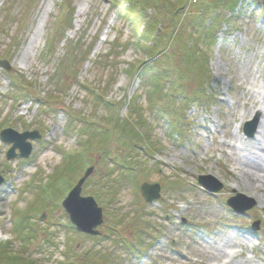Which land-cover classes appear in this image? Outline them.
<instances>
[{"label": "rangeland", "instance_id": "1", "mask_svg": "<svg viewBox=\"0 0 264 264\" xmlns=\"http://www.w3.org/2000/svg\"><path fill=\"white\" fill-rule=\"evenodd\" d=\"M62 1L0 0V62L9 67L0 66V132L40 135L38 140H28L32 152L27 160L18 156V149L17 156L8 160L13 144L0 137V233L12 229L17 234V241L0 247V264H11L6 258L17 243L34 264H264V178L260 182L245 178L236 164L254 153L257 111L264 112V0H232L237 4L233 11L223 9L226 0H196L200 6L207 1L212 9L206 12L222 11L227 20L217 32L216 43L208 48L201 42L209 57L203 82L180 58L179 35L193 32L191 22L176 26L178 39L169 50L179 74L168 76L176 86L173 92L165 90L161 100L172 110L173 125L158 115L159 107L147 109L142 75L153 76L163 66L147 60L145 44L150 36H142L140 42L136 30L147 33L148 29L128 24L130 19L122 10L125 0H70V29L60 8ZM178 1L166 3L172 9ZM80 6L83 14L78 17ZM187 7L180 11L185 19ZM154 10L147 12L154 29L170 35L179 14L173 19L165 9ZM61 21L68 29L64 39ZM56 35L52 56L46 59V39ZM137 40L139 46L134 44ZM100 57L101 64L93 67ZM59 64L68 79L66 92L74 82L70 70L80 71L81 82L91 89L108 83L103 94L108 102L119 104L111 110L119 118L127 114L126 100L139 98L142 119L150 122L147 149L130 151L127 143L113 137L108 143L113 157L108 162L101 163L98 149L88 150L79 164L81 170L56 182L65 156L81 153L80 144L89 132L85 123L97 125L109 112L79 87H71L62 97L61 90L53 94L51 78ZM130 65L142 69L134 75ZM245 89L251 91L257 107L245 104ZM192 93L200 95V103L196 99L184 104L181 94ZM46 97L51 98L49 104L43 103ZM174 98L178 101L172 102ZM249 122H256L249 128L254 130L252 137L244 133ZM132 142L145 144L136 138ZM260 155L264 160V151ZM127 156L134 158L130 165L140 173L121 164ZM90 167L95 171L81 195L93 197L102 208L104 223L96 237L77 232L61 205L73 188L63 185H75ZM122 174L123 184L118 182ZM200 176L213 177L222 190L208 192L199 184ZM144 183L160 185L158 200L145 201L140 191ZM113 186L119 188L114 197ZM238 195L241 207L253 206L244 214L227 204Z\"/></svg>", "mask_w": 264, "mask_h": 264}, {"label": "trees", "instance_id": "2", "mask_svg": "<svg viewBox=\"0 0 264 264\" xmlns=\"http://www.w3.org/2000/svg\"><path fill=\"white\" fill-rule=\"evenodd\" d=\"M227 4L224 2L223 9H227V11H233L237 4L234 1L226 0ZM71 1L70 0H63L60 4V8L63 11V14L68 17L67 24L70 25L68 29L71 28L73 20H71ZM188 7H187V6ZM193 5V6H192ZM163 6V8H162ZM188 8V11L184 14L185 18H182L180 16V11L184 10L185 8ZM208 7V8H207ZM156 9V13L160 12L161 9H165V11L170 12V16H172L173 19H175V16L179 14L180 19H178V22L176 23L175 27H172L170 29V35H165L166 32H158L156 29H154V22L152 21V15L147 13L148 11ZM206 9L211 10L212 6L211 4H208L204 2V4L200 6L199 3L194 0V2H190L189 0H179L177 2V5L175 3L172 4V9H169L167 6L166 0H125L122 2V10L125 12L126 16L130 19V26L139 28L145 26L148 29V32H144V30L138 31L139 32V41L141 42L142 36L149 35L150 40L147 42L146 46V54H147V60L152 61L151 63H154L156 66H163L160 68L158 72H155L153 76H147L146 73L142 75L140 86L144 91L145 96V103L147 105V109H158V115H160L162 118L168 119L169 123L173 125L175 123V118L172 114V110L170 108H167L165 104L161 103L162 98L165 96V93H163L165 90L170 92H173V88H175L176 84L172 83V80L170 82L168 81V76L172 74H179L177 68H174L173 62L171 60V52L169 50L170 45L172 42H176L178 38V30L176 29V26L180 23V21H186L190 20L191 25L190 28L193 32H190L189 35H184L181 33L179 35V44L182 46V55L180 56L182 63L184 66L189 67L190 69L194 70L195 75H199L200 81H206L207 78H205V73L207 72V66L209 64V57L208 52L203 49V46L201 45V42L204 41V44L206 47L210 48L214 43H216L217 38V32L222 29L223 26L226 25L227 20L225 19V14L222 13V11H213V12H206ZM171 11L172 14H171ZM188 17V18H187ZM185 19V20H184ZM194 19V20H193ZM71 20V21H70ZM62 21L59 24V30L61 33V30L63 31L61 38L64 39V32L68 29H62ZM153 29V32L151 31ZM169 30H167L168 33ZM152 32V35H151ZM185 32V31H184ZM59 33V32H58ZM58 35V34H57ZM57 35L55 37H48L46 39L45 43V50H44V57L46 59L50 60V57L52 56V51L55 45L57 38ZM174 35V37H173ZM57 38V39H56ZM185 38V39H184ZM62 39V40H63ZM160 41H157L159 40ZM184 43H182V41ZM139 41L137 40L134 42L135 45L139 46ZM114 46V44L112 45ZM143 46V44H142ZM92 48L87 51H91ZM111 51V50H110ZM86 53V52H85ZM120 56V55H119ZM119 56L113 57V59H117ZM87 57V55H86ZM85 57V58H86ZM102 57V56H101ZM98 58L94 62H92L93 67H98L101 62ZM88 62H91L89 59ZM113 65V64H112ZM142 65V64H141ZM141 65L139 67H133L130 65L128 67L129 72L133 73L134 75L140 70ZM101 66V65H100ZM115 65H113L114 68ZM154 66V65H152ZM130 68V69H129ZM116 72L120 68H115ZM128 70L124 72L125 74H128ZM71 76H69L70 81L73 80V84L71 87H79L83 91L87 92L86 94L89 97H92L95 104L98 106H101L105 108V110L109 111L107 116L105 117L103 122L97 123V125L90 124L86 122V128L89 130L87 138L84 139L83 143L80 144L82 147L81 153H74L72 155H68L65 157L62 167L58 169L57 175L55 176V181L58 182V179L60 176L64 175H73L75 174L76 170L80 168L83 161V158H85L84 155H87L90 151L98 149L99 155L101 157V163L108 162L107 158L113 157L112 154H110L108 147L110 144H108L111 139L113 140V137L117 138L119 142L127 143L128 146H130V151L134 150H145L147 149L146 146L150 144L151 142V134H150V122H145L142 119V113L141 111L144 109L143 105L140 104L139 98H132L131 100H126L125 105L127 106V114L125 117L119 118L118 114H114L113 108L115 106L117 107L118 103H112L108 102L103 94V92L107 89L108 83L103 84L104 86L99 85V88L91 89L88 87L85 82H81L80 78V71H74L70 70ZM115 72V73H116ZM54 78L52 80V84L54 85L55 89L52 91L53 94L59 95L61 94V97L65 95L67 92L70 91V88L66 92V86L65 82H68L67 78H63V69L62 64H59L57 68H55L53 75ZM57 79V81H56ZM61 80L63 82H61ZM173 84V86H172ZM172 86V87H171ZM63 88V89H62ZM61 90V93H57ZM65 92H64V91ZM188 94H181V97L185 99V103H195L196 99L197 101H201L200 95H192L187 96ZM195 96L199 98H194ZM45 99V98H44ZM58 99V98H57ZM61 99V98H60ZM47 102H43L45 104H49L51 101V98L46 97ZM203 100V99H202ZM172 102H177V98H174L171 100ZM171 103V102H170ZM200 103V102H199ZM173 104V103H172ZM124 105V106H125ZM174 107H176L174 105ZM153 110V111H154ZM60 112V110L58 111ZM68 121L71 122L72 120L69 114L67 115ZM149 124V125H148ZM115 138V140H116ZM139 139L144 140L145 144L142 143H134L132 142L133 139ZM132 142V143H131ZM143 142V141H142ZM108 144V145H107ZM89 150V152H88ZM88 152V153H87ZM82 153H84L82 155ZM134 158L127 156L126 159L122 160L124 163L121 162L122 165L126 167V170L128 171H137V173H140L141 170H136V168L133 165H130L129 161H132ZM114 160L118 161V157H114ZM90 161V160H89ZM128 163V164H126ZM134 164V163H132ZM120 168V167H118ZM121 169V168H120ZM111 175V174H109ZM102 178H104L102 176ZM119 183H124L126 179H124V174L121 175L118 179ZM123 180V181H122ZM131 182V181H130ZM122 183V184H123ZM66 185H63V188L66 189V187H74L72 183H68ZM117 187L113 186L112 190L110 191V194L112 197H114L118 192ZM64 190L61 191V196ZM4 253V252H3ZM6 253V252H5ZM8 254V253H7ZM6 254V255H7ZM3 261L2 258H0V262ZM6 264V263H5Z\"/></svg>", "mask_w": 264, "mask_h": 264}, {"label": "water", "instance_id": "3", "mask_svg": "<svg viewBox=\"0 0 264 264\" xmlns=\"http://www.w3.org/2000/svg\"><path fill=\"white\" fill-rule=\"evenodd\" d=\"M264 6V1H263ZM0 66L9 70L7 62H0ZM256 122L247 123L245 126V134L252 137L253 131L249 128L255 125ZM2 141L13 144L12 148L7 153V158L13 159L17 156L16 150L20 151L21 158H28L32 152V146L28 140L39 139L40 136L37 132H26L24 134H18L13 130L7 129L1 132L0 135ZM95 168L90 167L86 170L84 176L78 181L77 185L71 190L67 198L62 202V207L64 208L66 214L72 225L85 235L98 236L100 232L97 230L98 227L103 225L104 216L102 208H100L93 197H83L82 189L89 177L94 173ZM199 184L210 193H217L222 190L223 185L218 183L216 179L211 176H200L198 178ZM3 179L0 177V185ZM141 193L147 203H152L160 198V185L154 184L149 185L147 183L141 186ZM242 196L238 195L235 198L228 200V205L233 209V211L244 214L247 210L251 209L253 206L241 207L239 200ZM43 217L42 220H44ZM258 226H255V230Z\"/></svg>", "mask_w": 264, "mask_h": 264}, {"label": "bare ground", "instance_id": "4", "mask_svg": "<svg viewBox=\"0 0 264 264\" xmlns=\"http://www.w3.org/2000/svg\"><path fill=\"white\" fill-rule=\"evenodd\" d=\"M82 14H83V8L80 6L77 11V16L79 17ZM242 88L240 87V89ZM243 92L244 94H246L247 97L245 104H249V106L255 108L257 103H255V99L253 98L251 91L245 89ZM257 115H259L260 118L258 134H257L258 137H256L257 139L254 140V142L252 143V148L255 151L253 154H250L246 158L237 159L238 162L236 161V164L239 163V166L242 167L243 176L247 175L245 176V178L251 177L253 178V181L260 182V180L264 178V160H262V158L260 157L261 156L260 154H262V152L264 151V112L258 110ZM236 116L237 115L235 114L234 118H236ZM198 264H205V263L203 261H199Z\"/></svg>", "mask_w": 264, "mask_h": 264}, {"label": "clouds", "instance_id": "5", "mask_svg": "<svg viewBox=\"0 0 264 264\" xmlns=\"http://www.w3.org/2000/svg\"><path fill=\"white\" fill-rule=\"evenodd\" d=\"M17 241V234L14 230L9 229L6 232L0 233V247L8 245L10 242ZM11 264H34L23 251V246L16 244L14 249L8 254L6 258Z\"/></svg>", "mask_w": 264, "mask_h": 264}]
</instances>
